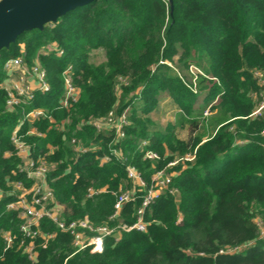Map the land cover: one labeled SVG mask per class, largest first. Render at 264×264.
Returning <instances> with one entry per match:
<instances>
[{
    "label": "trees",
    "instance_id": "trees-1",
    "mask_svg": "<svg viewBox=\"0 0 264 264\" xmlns=\"http://www.w3.org/2000/svg\"><path fill=\"white\" fill-rule=\"evenodd\" d=\"M50 43H57L64 55L40 57L51 90L36 95L27 110L45 109L52 120L36 123L43 138L25 141L34 147L35 159L55 165L49 185L57 205L64 207V221L88 217L96 227L132 226L146 188L117 219H110L116 202L111 193L134 188L127 167L150 185L169 164L187 155L195 159L167 168L172 183L146 209L145 232L121 233L119 241L108 237L102 253H75L74 238L44 219L32 261L21 247L18 211L8 210L19 195L10 193L13 185L30 187L11 141L22 110L7 108L1 85L8 79L4 66L9 60L23 56L24 49L31 64ZM95 52H104L105 60L93 63ZM192 60L203 61L210 75V80H198V91H207L201 107H196L192 83L183 80ZM69 66L80 96L61 109L62 74ZM256 72L264 74V0H173L172 12L166 0H96L42 32L18 37L0 51V264H264V113L253 116L264 89ZM161 94L180 112L176 124L155 131L150 116ZM126 110V138L116 147L123 158L116 159L111 155L115 135L99 134L87 122ZM184 122L202 127L190 143L175 131ZM73 139L95 151L76 153ZM148 151L159 159H145ZM105 155L112 160L101 165ZM89 189L107 193L90 199ZM2 232L17 236L8 250ZM48 235L54 237L46 241Z\"/></svg>",
    "mask_w": 264,
    "mask_h": 264
},
{
    "label": "built area",
    "instance_id": "built-area-1",
    "mask_svg": "<svg viewBox=\"0 0 264 264\" xmlns=\"http://www.w3.org/2000/svg\"><path fill=\"white\" fill-rule=\"evenodd\" d=\"M21 52L23 56L9 60L5 64L4 70L8 79L1 85V88L8 96L7 108L10 111L16 109L22 110V117L12 134L11 141L14 145L16 155L21 160L19 167L20 171L26 175V179L30 182V187L26 188L22 182L13 185L14 192L10 193L13 195L15 192H18L19 195L15 203L8 205V210L18 211V217L21 220L19 232L23 239L21 240V247L24 248L25 253L32 261L36 260L35 241L41 237L39 227L44 219H49L56 224L61 232L69 233L74 238L75 253L86 249H90L91 253H102L104 240L108 237H115L116 241H119L121 233H130L132 231L145 232L147 228L144 222L146 209L157 200L172 183L174 175L168 174L167 168L177 165L180 161L192 162L195 159V155H187L184 159L169 164L166 169L159 171L153 176L150 185L142 179L141 175L137 173L134 168L127 167V175L132 181L134 188L132 191L111 193L115 196L116 202L114 205V214L110 219H117L124 207L136 198V193L146 188L147 192L143 201V207L138 212L137 222L132 226L119 225L117 227H109L105 225L96 227L88 217L67 223L62 219L64 207L57 205L55 195L49 185V175L55 168V165L49 164L44 157L35 159L33 157L34 147L25 141V138L30 136L43 138L44 134L38 132L35 125L39 121H44L46 119L52 120L45 109L35 108L27 110L35 101L36 95H44L51 90V86L48 83L47 72L41 64L40 57L52 55L60 58L64 55V51L57 43H50L41 49L39 55L31 64H28L25 59L26 54L24 49H22ZM255 77L264 89V74L256 72ZM62 78L63 96L60 99L59 105L61 109H68L78 102L80 96V90L74 83V69L72 66L64 70ZM263 113L264 93L263 101L254 112L253 116H261ZM87 123L92 125L99 134L108 132L115 135V142L113 143V147L111 146V155L116 159H122V151L116 147L119 141L126 138V129L129 126L128 110L120 115L112 111L103 118L94 119ZM27 125L29 127L24 131ZM72 145L74 146L75 152L78 154L95 151L94 147H84L81 142H77L76 139L72 140ZM143 145H145V143ZM111 155L103 156L100 159V164L103 165L111 162ZM145 159L154 161L159 158L157 154L148 151L145 154ZM101 193H107L106 189H89L87 197L92 199ZM170 193L176 194L177 191L172 190ZM3 194L4 192L0 188V201L3 199ZM259 226L262 227V224L260 223ZM1 234L6 246L5 249L8 250L14 245L17 236L13 235L11 232H2ZM261 235L264 236V228H261ZM53 237V235L45 236V240L47 241ZM25 240L28 241L27 245L24 244Z\"/></svg>",
    "mask_w": 264,
    "mask_h": 264
},
{
    "label": "water",
    "instance_id": "water-1",
    "mask_svg": "<svg viewBox=\"0 0 264 264\" xmlns=\"http://www.w3.org/2000/svg\"><path fill=\"white\" fill-rule=\"evenodd\" d=\"M96 0H0V51L21 35L55 24L67 13ZM173 11V0H166Z\"/></svg>",
    "mask_w": 264,
    "mask_h": 264
},
{
    "label": "rangeland",
    "instance_id": "rangeland-1",
    "mask_svg": "<svg viewBox=\"0 0 264 264\" xmlns=\"http://www.w3.org/2000/svg\"><path fill=\"white\" fill-rule=\"evenodd\" d=\"M105 60L104 52H95L92 56L91 61L95 64H99ZM171 65V64H169ZM173 65V64H172ZM176 67L179 70L178 66ZM206 79L210 80V75L208 73V67L203 61H196L192 60L190 62L189 70L183 73V80L187 84L192 83V88L195 90V94L198 93L197 105L196 107H201L204 103V99L206 97L207 91H198V80L199 79ZM208 84L205 82L204 86ZM180 112V109L177 107L175 103H173L170 97L167 94H161L159 97V106L157 110L150 116L152 121L154 122V127L151 128L157 131H164L168 124H176L177 121V113ZM206 112L204 116H207ZM141 114V113H140ZM207 114V115H206ZM187 119V118H186ZM201 124L199 125H192L188 122H184L182 125L179 124L175 131L177 136L186 143H190L192 139L201 133Z\"/></svg>",
    "mask_w": 264,
    "mask_h": 264
}]
</instances>
